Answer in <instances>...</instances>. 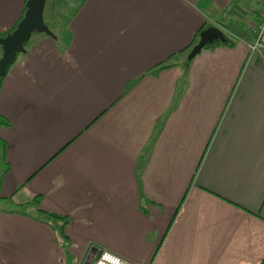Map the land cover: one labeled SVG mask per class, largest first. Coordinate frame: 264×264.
Returning a JSON list of instances; mask_svg holds the SVG:
<instances>
[{
  "label": "crops",
  "instance_id": "obj_1",
  "mask_svg": "<svg viewBox=\"0 0 264 264\" xmlns=\"http://www.w3.org/2000/svg\"><path fill=\"white\" fill-rule=\"evenodd\" d=\"M25 1L0 0V35ZM244 1L51 2L0 82V264H264V0ZM204 25L232 44L185 68Z\"/></svg>",
  "mask_w": 264,
  "mask_h": 264
},
{
  "label": "water",
  "instance_id": "obj_2",
  "mask_svg": "<svg viewBox=\"0 0 264 264\" xmlns=\"http://www.w3.org/2000/svg\"><path fill=\"white\" fill-rule=\"evenodd\" d=\"M46 0H26L23 17L19 20L14 30L6 36L0 37L2 56L0 58V79L3 78L8 68L14 63L17 54L25 52V43L33 31L52 36V31L43 20V8ZM225 34L215 26H209L199 32V38L188 52L187 59H193L203 48L217 42H225ZM96 251H90L86 256L85 264H91Z\"/></svg>",
  "mask_w": 264,
  "mask_h": 264
},
{
  "label": "trees",
  "instance_id": "obj_3",
  "mask_svg": "<svg viewBox=\"0 0 264 264\" xmlns=\"http://www.w3.org/2000/svg\"><path fill=\"white\" fill-rule=\"evenodd\" d=\"M84 1L85 0H77V3L75 4V6L76 7L77 6L79 7V5H81ZM78 7H77V9H78ZM23 14H22L21 18L23 17ZM19 20L16 22V24L11 29H9L6 32L2 33L0 35V37L6 36L8 33H10L12 30H14L15 27H16V25H17V23L19 22ZM205 27H206V25H204L202 28H205ZM198 38H199V33L196 35V39H194L191 42V45L188 48L182 50V52L185 53V54L188 53L190 51V49L192 48V46L197 43ZM231 44H232V41L227 38V40L225 42H217V43H215L212 46H216V45L231 46ZM182 52H179V53H182ZM173 57H174L173 55L170 56L168 62H164V64L162 65V68L163 67H170V66L176 65L175 62L173 61ZM188 64H189V60L188 61L186 60L184 62V64H183V66L185 68H187L188 67ZM1 80H2V78L0 79V82H1ZM0 123L1 124L2 123H5V121H3L2 119H0ZM30 204L32 206H35L36 207V210H37V213H38V216H39L38 217V220L40 222H43L45 224H48L52 229L57 230L58 232H60V235L65 240V236H63V229H64V226L66 225V223L68 222L67 216L60 215V214H57V213H54V212H48V211H44V210L39 209V207H38L39 200H33L32 202H30Z\"/></svg>",
  "mask_w": 264,
  "mask_h": 264
},
{
  "label": "built area",
  "instance_id": "obj_4",
  "mask_svg": "<svg viewBox=\"0 0 264 264\" xmlns=\"http://www.w3.org/2000/svg\"><path fill=\"white\" fill-rule=\"evenodd\" d=\"M249 57L254 53H259L261 62L264 63V9L261 18L255 25V40L249 44ZM91 264H139L126 260L122 256L109 250L97 252Z\"/></svg>",
  "mask_w": 264,
  "mask_h": 264
},
{
  "label": "rangeland",
  "instance_id": "obj_5",
  "mask_svg": "<svg viewBox=\"0 0 264 264\" xmlns=\"http://www.w3.org/2000/svg\"><path fill=\"white\" fill-rule=\"evenodd\" d=\"M53 0H46L45 1V4H44V8H43V13H42V15H43V20H44V22H45V24L48 26V28L50 29V30H53L54 29V22H53V17H55V15L56 14H60V10H57L56 8H54V7H50V5H51V2H52ZM242 0H240V2H241ZM245 2V4H244V6H241V8H242V10L243 11H247L248 10V8L251 6V4H256V0H248V2H247V0H245L244 1ZM249 4V7L247 8V7H245L246 5H248ZM248 14V13H247ZM64 17H61L60 15L58 16L57 15V17H56V22H60V23H62L61 21H62V19H63ZM37 34H38V32L37 31H33L32 32V34H31V36H30V38H29V40H28V43L29 42H31V40H33L36 36H37ZM43 34V33H42ZM27 43V44H28ZM187 55H188V53H187ZM187 55L185 56L186 58H185V61L187 60L188 61V59H187ZM184 61V62H185ZM11 205H13V204H11Z\"/></svg>",
  "mask_w": 264,
  "mask_h": 264
}]
</instances>
